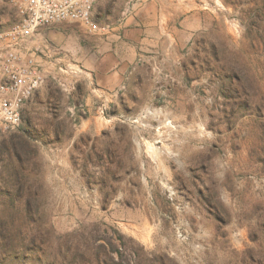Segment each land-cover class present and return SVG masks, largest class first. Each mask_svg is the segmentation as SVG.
Returning <instances> with one entry per match:
<instances>
[{
    "label": "rangeland",
    "instance_id": "obj_1",
    "mask_svg": "<svg viewBox=\"0 0 264 264\" xmlns=\"http://www.w3.org/2000/svg\"><path fill=\"white\" fill-rule=\"evenodd\" d=\"M92 14L25 41L46 75L0 129V264H264V0Z\"/></svg>",
    "mask_w": 264,
    "mask_h": 264
},
{
    "label": "built area",
    "instance_id": "obj_2",
    "mask_svg": "<svg viewBox=\"0 0 264 264\" xmlns=\"http://www.w3.org/2000/svg\"><path fill=\"white\" fill-rule=\"evenodd\" d=\"M96 1L0 0L17 17L11 26H0V129L19 125L25 102L45 79L44 53L25 41L38 27L61 22L78 23L90 32L105 31L93 20Z\"/></svg>",
    "mask_w": 264,
    "mask_h": 264
},
{
    "label": "trees",
    "instance_id": "obj_3",
    "mask_svg": "<svg viewBox=\"0 0 264 264\" xmlns=\"http://www.w3.org/2000/svg\"><path fill=\"white\" fill-rule=\"evenodd\" d=\"M15 156H16V158L18 159V161H20L21 159V155H19V153L18 152H15ZM101 244H99L98 245V247L99 248H101V246H100ZM110 245V244H109ZM11 253H15V248L14 247H9V248H6V249H4V251L2 252V255L4 256L3 258H2V260H4L5 258H9L10 257V254ZM97 264H98V259H97ZM101 264V263H100Z\"/></svg>",
    "mask_w": 264,
    "mask_h": 264
},
{
    "label": "bare ground",
    "instance_id": "obj_4",
    "mask_svg": "<svg viewBox=\"0 0 264 264\" xmlns=\"http://www.w3.org/2000/svg\"><path fill=\"white\" fill-rule=\"evenodd\" d=\"M78 70V69H77Z\"/></svg>",
    "mask_w": 264,
    "mask_h": 264
}]
</instances>
